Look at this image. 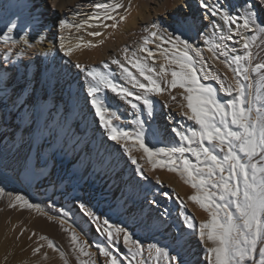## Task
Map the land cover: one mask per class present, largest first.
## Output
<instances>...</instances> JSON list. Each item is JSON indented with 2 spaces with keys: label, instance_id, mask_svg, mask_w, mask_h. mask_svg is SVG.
<instances>
[{
  "label": "snow or ice",
  "instance_id": "obj_1",
  "mask_svg": "<svg viewBox=\"0 0 264 264\" xmlns=\"http://www.w3.org/2000/svg\"><path fill=\"white\" fill-rule=\"evenodd\" d=\"M199 3L212 17L221 16L226 24L236 26L231 35H221L219 43L210 44L208 51L214 53V58H218L217 50L219 56L227 57V44L224 41H231L234 36H239L242 42L244 50L242 55H234L231 59L226 58L222 61L233 73L235 86L229 84L224 87L218 75L213 77L229 95L235 93L234 99L226 104L221 103L217 99L216 90L201 83L193 57L190 55V52H195L196 56L203 59L201 52L193 48L187 40L181 39L180 35L171 33L164 43H170L172 48L171 50L165 48L159 52L158 55L166 63H160L158 69L155 66L157 54L151 49L143 47L140 49L147 53L143 60H129L131 68L135 69L139 77L147 83L142 82L119 60H113V64L120 65L126 79L136 91L117 84L108 75L93 68L88 71V76L93 81L88 87V96L91 97L95 115L99 118L101 126L106 129L109 140L117 143L131 141L139 145L153 168L166 166L169 171L177 172L186 184L195 189V194L188 199L199 205L208 215V219L199 225L198 236L202 243L206 239L212 245L206 249L209 264H264V104L259 103L261 89L264 88V62H255L259 54H254L251 50L257 37L253 35L249 38L240 31L243 29L264 34V23L261 22V17L264 16V0H241L238 6L241 11H237L235 15L225 10L219 0L211 5L206 0H199ZM96 7L107 10L112 6L97 4ZM114 7L119 8L121 5L116 4ZM176 11H180L179 5L176 6ZM105 18L113 17L106 15ZM89 19L99 20L100 17L94 16ZM120 19L123 20L124 17ZM184 23L185 19L177 21L180 26ZM69 26L65 20L59 21L61 29ZM15 27V24L8 27L5 36ZM75 27L79 29L80 25ZM89 35L99 36L101 33L91 32ZM151 35L157 36V33L153 32ZM205 42L209 43L207 40ZM147 43L145 40V44ZM60 47L64 49L65 45L61 43ZM8 51L10 53L11 49ZM71 51L72 49L68 48L64 54L69 55ZM76 67L81 66L77 64ZM154 77H158L159 81ZM207 78L208 74L204 79ZM160 81L166 88L162 87ZM104 89L126 101L133 109L138 108L133 100L139 101L149 116L153 114L154 107L151 95H160L165 90L182 89L180 99L185 102L180 105L182 114L197 127L187 133L173 129L182 142L181 146L151 149L145 142L142 123L141 129L135 134L115 126L113 121L119 120L120 117L115 112H110L109 107L98 95ZM171 99L176 100L177 97L172 96ZM185 108L187 111H183ZM125 150L131 154L130 148L126 147ZM161 154L168 159L154 161V157ZM186 154H191L195 158V163L189 160ZM130 158L132 164L136 165L137 172L143 175L137 158L131 155ZM16 200L22 201L28 208L34 207L21 196H17ZM151 203L155 204L157 201L153 200ZM80 207L86 211L83 204ZM87 214L93 217L97 225L96 230L102 232L108 241H116L122 236L125 245L132 244V248H129L132 260L142 252V246L132 240L125 228L110 223L107 218L101 219L91 212ZM187 227H193L191 218H188ZM40 239L47 240L44 236ZM71 242L74 246L78 244L75 232L71 236ZM47 246L55 250L51 240H47ZM79 251L89 255L83 247H80ZM155 251L157 256L162 255L168 260V264H182L178 256H169L167 251L159 248ZM38 252L40 247L33 249L34 255ZM257 252L258 262L255 259ZM63 256L64 253L61 252V257ZM132 260H129V264H132ZM109 264L123 262H118L117 258L112 256ZM137 264H146V261L141 259Z\"/></svg>",
  "mask_w": 264,
  "mask_h": 264
},
{
  "label": "rangeland",
  "instance_id": "obj_2",
  "mask_svg": "<svg viewBox=\"0 0 264 264\" xmlns=\"http://www.w3.org/2000/svg\"><path fill=\"white\" fill-rule=\"evenodd\" d=\"M21 1L22 0H0V24L4 25L3 27H5V25H7V27H11L13 24H15L16 25L15 28L21 29L20 26L25 25L28 22H34L35 24L36 22H38V24L41 25L40 28H42L43 31L44 30L43 27L45 25L50 24L49 22L50 20H53L54 25H56V27H54V30H52V32L56 35L52 43L54 47L56 46V49L58 48L60 40L66 42L67 44L68 43L70 45L72 44L71 46L67 45L72 49L71 51L72 53L70 52V54L67 55L68 58L65 55H60L59 54L60 52L58 53L60 57L65 56L64 57V59L66 60L65 68L66 71H68V75L65 77L66 81L64 80L61 81L62 83H60L61 88H63L62 87L63 84L66 85V87L64 88L66 101L65 99L55 100L51 95L49 98L51 105H50V111L47 112L48 115H50L51 111H55L54 106H57L58 104L61 105L62 110L63 108L64 110L67 109V107L69 106L68 100L70 94H72L73 96V103L78 102L79 96H81L83 92L85 93V90L93 83L91 77L88 76V71H86L89 67H90L89 69L91 70L93 68H96L97 70L99 68L97 66L99 65L100 68L97 71L105 73L106 75L109 76V78L113 79L114 82H116L117 84L135 92L136 89L132 88L131 83L128 82L125 75L123 74L120 65L113 64L112 61L119 60L121 64H123L125 67H128L130 71H132L139 79H141L142 82L147 83L146 81H143L142 77H139V74L135 72V69L131 68L129 60H135V59L143 60V58L147 56V53L145 52L146 55L143 58L140 57L143 53L142 51L141 52L139 51V54L141 55H138V50H140L143 47L146 49H151L154 53L157 54L156 58L158 60H156V65L157 63L158 65L157 66L155 65L157 69L160 63L162 62L166 63L164 62L162 57H160L158 54L160 51H162L165 48L171 50L172 45L170 43H164V41L168 40L169 33L173 35L181 34V29L177 27L175 24H177V21L184 19L185 18L184 16L186 15V13L183 14L184 6L181 5L182 1L180 2L178 0H160V1L75 0L74 2H72L71 6H67L64 10H58V11L56 10L57 3L53 5L51 0H43L44 5L41 6H38L39 0H29V5L32 6V9L29 10L26 16L25 15L15 16V14L14 16H11L10 13L13 11L11 7L10 8L8 7L11 6L12 4V6H14L13 8H15L14 10H16L22 6V4H20ZM97 4H105L112 7H109L107 10H105L104 8H97L96 7ZM116 4L121 5V7L115 8L114 6ZM190 4H195V6L197 7L195 12L194 13L192 12V14L191 13L190 14L192 20L193 17H197L196 19L198 20L199 30H200L203 27V25L204 26L207 25V23L205 24V22L203 21L201 22V20H205V16L204 14H202L204 10L200 8V5L197 0H190ZM177 5L180 6V11L174 13V11L176 10L174 8H176ZM144 9H146V11H144ZM142 12H144L143 18H140L139 15ZM205 12L208 14V17L211 16L207 11ZM196 13L198 14L196 15ZM172 14H174L175 21L168 19V17ZM106 15L113 17L112 18L113 20L112 19L108 20L107 18H105ZM92 16L93 17L99 16L100 19L99 20L89 19V17ZM120 17H124V19L121 20ZM11 18L12 20H10ZM61 19L68 22V24L71 27L69 26L68 28L62 29L61 32H58L59 21ZM133 21L136 22V24L134 25L135 27L131 25ZM105 24L108 25L106 26ZM113 24H115L116 26L112 27ZM75 25H81L80 26L81 29L79 28L78 30L77 27H75ZM153 25H156V27H153ZM3 27L1 28L2 30ZM199 30L197 31L196 34L192 35L191 40L188 42L193 45V48L198 49L201 52L202 56L204 57L205 49H203L204 45L203 43H201L202 39ZM91 32H99L101 33V35L90 36L89 33ZM153 32H156L157 36H152L151 33ZM123 35L126 37V39L123 37ZM119 39H121L120 42ZM145 40L148 41V43L146 44L147 47H145L144 45ZM117 41L119 43H117ZM116 43L119 45H117ZM23 45L24 44L21 43L20 44L0 43V144H1L0 146L2 147H6L12 141L13 132L11 131L12 128L15 126L14 125L15 119L18 115H20L21 118V114H22L21 109H15V107L19 105L21 101H24L23 99L24 97L26 98L24 104L27 110L25 111L23 116L26 117L28 113L27 116L29 119L26 123V132L24 133L25 134L24 140L27 141L31 136V132L35 130L34 122H33V111L35 110V108L39 106L41 102L44 101L45 95L47 94L45 90V86L44 85L40 86L38 83L40 78L39 64L36 66L35 70L32 71V73L31 71H29V68H31V66H33L35 62L37 63L39 60V56H37L39 47L45 49L47 46L45 44H41V45L36 44L32 47H27L26 45L24 46ZM77 45L80 46L77 47ZM81 46L85 48L86 53L87 52L90 53L88 55L85 53V55L88 56V58L84 55L83 51H81L84 50L83 48L82 49L80 48ZM89 47L90 50L87 51ZM22 48H24L25 51H27V48H29V51L25 52L24 54H20ZM8 49H11L13 51L11 57L13 59L18 60V63L17 61L16 63L13 62L12 61L13 59L5 63L6 61L4 60L5 59L4 53L9 52ZM91 52L92 53L95 52L94 53L95 55L92 54ZM78 53L80 54V57L83 60L80 58L82 60L81 61L79 59H76L75 57L74 61H78L79 65L83 62L84 64L83 65L81 64L82 65L81 69L84 70H80V68H77L76 65L78 64V62L75 63L73 60H71V58L73 59L71 54L78 55ZM15 55H17V57ZM89 55H91V57L93 55L94 58H96L99 55L97 57L98 59H101V57L103 58V56L104 58L106 56V58L101 59L99 61L96 58L95 60L98 62L97 63L95 62L96 63L95 66V64L93 63L95 60H92L94 58L92 59L89 58L90 57ZM190 55L193 57V62L196 66L197 72H199L198 74L201 83H203L200 73L202 72L203 59H201V57L196 56L195 52H190ZM126 57L128 59H126ZM148 63H151V61H148ZM58 64H59L58 68H60L61 66L62 68L64 67V64L61 65L60 61ZM72 69L74 72L72 71ZM2 74H5V77H2L3 76ZM75 74L77 78V79L75 78L76 82L79 79L82 85H84L85 83V85L82 86L81 89L82 94H78V92L76 91L78 88L76 84L74 85L73 88L70 89V84L72 83L73 81L72 79L74 78ZM21 77H24L26 81L27 79L28 81L30 80V88L27 89L25 83H18L11 86L12 82L19 80V78ZM85 77H87L88 79ZM154 78L159 80L158 77H154ZM83 79L86 82L88 81V83H86L85 81L83 82L82 81ZM160 82L162 87L166 88V85H164L162 81ZM54 83H55V88H57V86L59 85V81L58 82L54 81ZM7 91L8 93L6 94V96L2 98L4 93H6ZM182 91H183L182 89H171L170 91L168 90L163 91L160 95H156V96L151 95L150 98L152 99L154 104L153 113L156 112L158 108L163 110H165L166 108H171L172 110H174V114L170 113V116L176 121H181L182 113L180 111V105L184 103V101L180 99V93ZM37 92L39 93V96L36 103ZM86 92H88V90H86ZM63 95H64L63 92L59 91L58 95L55 96H58L60 98L63 97ZM98 95L100 96L101 99L104 100L105 105L109 107V111L115 112L116 115L120 117L119 120L113 121L115 126L119 128H123L125 131L129 133L135 134L137 132L136 130L139 129L138 127H141L140 124L142 123L143 128L147 126L146 129L149 132V135L152 136V133L151 131H149L148 128V125L151 122L150 117L148 113H145V111L147 110L143 108V105L140 104L139 101L133 100V102L137 103L138 105L137 109H133L131 105L128 104L126 101L119 99L114 93L106 89L102 90L101 93H99ZM172 96H176L177 99L172 100L171 99ZM3 99L8 100L7 103L8 105L3 104ZM129 99L132 98L129 97ZM90 100L91 98L88 97L87 102L85 103V107L89 104ZM165 105H167V107ZM92 110L93 109L90 108V111ZM14 112H16L14 114V118L10 119L9 114ZM136 114H138L139 119H137L138 117ZM153 118L155 121L156 129L161 128L162 133L164 134L169 133V128H167L168 127L167 122H165V112H161V115H159L158 117L154 116ZM93 119H94V123L98 122L96 126L94 125V128L98 129L97 134L100 137L102 136L106 140V142H109V140L106 138L107 132H103L101 126H99L100 121L95 117ZM17 121L19 123V120ZM80 121L82 122V119H80ZM137 123L139 124V126ZM134 124L137 125L134 126ZM72 129H73L72 132L76 134V136L80 135L79 133L80 129L78 125H76V127H73ZM149 135L144 137L147 146L151 149L175 147V146H171L170 144L163 145L158 141L155 142V139L153 137H150ZM121 142L127 144L129 141H121ZM85 150L86 153H88L87 148L84 149V151ZM0 151L3 152V149H1ZM186 155L189 160L195 163V158L191 156V154H189L190 156L188 154ZM136 158L138 163L140 164L141 161L139 160L138 157ZM147 159L148 158L144 155L143 157L145 163L144 165H146L147 167L149 166L148 168L152 172L154 171V173L152 174L151 172L150 175L148 171H145L144 165L140 164L143 172V175H141L137 172L136 165L132 164V162H129L128 167L131 170L130 181L132 182V186L134 185L136 193L133 195L132 194L127 195L128 197L127 196L117 197L116 199L115 198L112 199V197H109V195L106 192L94 191V190L92 191L89 187H87L86 183L84 182L79 183L78 181H73L70 175L68 176L63 175L61 171L60 174H58L57 172L58 178L54 179V183L58 186H61L62 188L59 189V192L57 193L54 192L55 194L51 189L48 188L46 190L48 193V197L45 198L44 200L48 208L46 209V214L48 213L54 216H58L57 218L53 216V218H51L49 221L44 223L45 229L43 230L42 233L43 236L47 238V240H51L55 245V250L49 248L47 246V240H45L46 245L44 246L45 247L44 249L51 251L54 254V256L57 255L56 257L53 256V258L50 261H48L50 264H65V262L66 264H109V261L112 258V256H115L118 262L122 261L123 264H129V260H132V254L129 252V248H132V244L125 245L123 243L122 236L116 241H108L106 239V236L102 232H98L96 230L97 228L96 221L93 219L92 216L87 214L88 212H91L96 216H100L101 219L107 218L110 221V223L125 228L131 235L132 240L138 242L142 246V252L136 256L135 260H132V264H137V262L140 261L141 259L145 260L146 264H160L156 260L157 254L153 252V250L151 251L148 249V247L150 246H148L147 244L148 242L146 238L148 237L149 226L147 224L144 225L142 224L141 217L143 211L146 208H150V209L153 208L154 213H157L156 211H163V212L166 211L169 214L172 213L171 216L173 219L170 222L166 221V224L169 227H171L173 226V224L177 225L178 223L180 224L178 229L181 227L183 228V225L186 226V224L188 223L186 217L190 218V216L189 213H187V210L183 207V205H180V203L178 202V199L175 193L173 192V188L171 189V187L168 184L164 183L159 177L160 174H163L162 172L172 173L175 175H177L178 173L169 171L165 166H158L153 168L152 163H150ZM167 159L168 157L164 156L163 154L154 157V161L155 160L166 161ZM177 160H179L178 157ZM129 161H131V159ZM40 166L43 167L44 165L40 164ZM45 189L46 188L42 185V189L40 190L41 192L39 193L42 194L44 192L43 193L44 195L46 193ZM5 191H6V187L0 183V201H1V196L2 194L5 193ZM68 197L72 200L73 202L72 204L68 203L67 201ZM153 200L157 201V203L154 204L156 207L151 205L152 204L151 201ZM81 204L85 206L86 211L81 209L80 207ZM156 217H158L159 219V216L156 215ZM66 221L75 223L82 231V233H80L78 230L74 228H71L66 223ZM192 223H193V227L195 228L196 222L193 218H192ZM73 232H75L78 237V244L76 246H74L71 242V236ZM157 237L159 239L158 241L160 242V244L162 243V245H164L165 248L168 247L172 251L176 250L175 254L179 255V252L177 251V247L173 246V244L168 245L167 243L164 242V239L166 237L165 235L159 233L157 234ZM80 247H83L85 252L89 253V255H85L84 253L80 252L79 251ZM13 250L16 251L14 247ZM61 252L64 253L63 258L61 257ZM152 258H154L155 260L153 259L154 261H152ZM54 259H56V261ZM48 262H46L45 264H49ZM162 263H166V262L163 261ZM16 264H34V262L29 258L26 260H22L20 261V263H16Z\"/></svg>",
  "mask_w": 264,
  "mask_h": 264
},
{
  "label": "bare ground",
  "instance_id": "obj_3",
  "mask_svg": "<svg viewBox=\"0 0 264 264\" xmlns=\"http://www.w3.org/2000/svg\"><path fill=\"white\" fill-rule=\"evenodd\" d=\"M74 1L75 0H51L53 5L57 3L56 5L57 11L64 10L67 6H71L72 2ZM155 1H160V0H155ZM178 1L180 2L182 1L181 5L184 6L183 14L186 13V15L184 16L186 23H184L182 26L178 24H175V25L181 29V34H179L181 38L187 41H190L192 38V35L196 34L197 31L199 30L198 20L196 19L197 17H193V20L191 19L192 18L191 14L192 12L193 13L195 12L197 7L195 6V4H190V0H178ZM197 1L199 3V0ZM206 2L209 5H211L215 3L216 0H206ZM219 3L224 6L225 10L231 11L232 14L234 15L237 13V11H241L238 8V6L241 3V0H219ZM20 4H22V6L16 10H14L15 8H13L14 6H12V4L11 6L8 7V8L11 7L13 11L10 13L11 16H14V14L15 16L16 15L26 16L29 10L32 9V6L29 5V0H22ZM41 5H44L43 0H39L38 6H41ZM200 8L204 10L202 14H204L205 16V20H201V22L203 21L205 22V24L207 23V25L205 26L203 25V27L199 30L200 36L202 39L201 43H203L204 45L203 49H205L204 50L205 54L203 53L204 57L202 56L203 57V67H202V72H200L201 79L204 84L209 85L212 88H214L216 90L217 99L220 100L221 103L226 104L229 100L234 99L235 93L233 92L232 95H229L227 92H225L221 88V83L218 82L213 77L218 75L220 79L223 81L224 87H227L229 84L233 85V87L235 86V81L233 79V73L228 68L225 67L222 61L226 58L231 59V57L234 55H242L244 51L242 47V42H240L239 36H234L231 41H227V40L224 41V43L227 44V53H228L227 57L219 56V50H217L216 56L218 58H214V53L208 51L210 44L213 42L219 43L220 42L219 37L221 35H225V36L231 35L232 32L236 30V26L226 24L223 21L221 16H216V17L209 16L208 17V14L205 12L207 10L202 8L201 6ZM144 11H146V9H144ZM176 12L177 11L175 10L174 13ZM143 14L144 12H142L139 15V17L143 18ZM197 14L198 13H196V15ZM168 19L175 21L174 14L170 15ZM10 20H12V18ZM49 22L50 24L45 25L43 27L44 29L43 31H42V28H40L41 25H39L38 22H36V24L34 22H28L25 25H21V26L19 25L21 29L13 28V31L11 33H8L7 36H5V33L7 32V29H8L7 25L3 27L4 25L0 24V43L1 44L2 43H5V44H20L21 43V44L26 45L27 47H32L36 44H40V45L45 44L47 46L45 49H42L41 47H39V50L37 52V56H39V60L37 63L35 62L34 65L31 66V68H29V71H31L32 73V71H34L36 66L39 64L40 78H39L38 83L40 86H43V85L45 86V90L47 93L45 95L44 101L41 102L39 106L35 108V110L33 111V122H34L35 130L31 132V136L27 141L24 140V135H25L24 133L26 132V123L29 119L27 116L28 113L26 117L23 116V114L27 110L24 104V101H26V98L24 97L23 98L24 101H21L19 105L15 107V109H21L22 114H21V118H20V115H18L15 119V122H14L15 126L12 128V131H11L13 132L12 141L6 147L0 146V150L3 149V152L0 151V183L6 187V191L4 194H2L1 201H0L1 202V205H0V264H14V262L16 264V263H20V261L22 260H26L29 258L30 260L34 262V264H45L46 262L50 261L53 258L54 254L51 251L44 249L45 248L44 246L46 245L45 240H41L40 237L43 236L42 233H43V230L45 229L44 223L49 221L54 216L48 213L46 214V209H48L46 202L44 201L45 198L48 197V193L46 190L49 188L53 191V193L54 192L57 193L59 192V189L62 188L61 186H58L54 183V179L58 178L57 172L58 174H60V171H61L63 175H67V176L70 175L73 181H78L79 183L81 182L86 183L87 187H89L92 191L93 190L103 191V192H106L109 195V197H112V199L113 198L116 199L117 197H121V196L126 197L127 195H131V194L133 195L136 193L135 187L134 185L132 186V182L130 181L131 170L128 167L129 162H131L129 161L131 159L130 155L138 157L139 160L141 161L140 164L142 165L145 164L143 160V157H144L143 151L139 148L138 145L133 144L131 141H129L127 144L122 143V142L117 143L115 141L109 140L107 137L106 138L109 140V142H106V140L102 136L100 137L97 134L98 129H95L94 125L96 126L98 122L94 123L93 118L95 117L98 120L99 118L95 115V109L92 107L91 100L89 101V104L85 107V103L87 102V98L89 97L88 92H86L88 88L85 90V93L83 92L82 94L81 89H82V86L85 85V83L84 85H82L79 79L76 82V79H77L76 74L74 78L72 79L73 81L70 84V89L73 88L75 84L78 86L76 91L78 92V94H82L81 96H79L78 102L73 103V96L72 94H70V97L68 100L69 106L67 107V109L64 110L63 108L62 110L61 105L58 104L57 106H54L55 111H51L50 115L47 114V112L50 111L51 103H50L49 98L51 95L53 96L55 100L65 99V92H64L65 89L64 88L66 87V85L61 84L63 87L61 88L60 83H62L61 81H64L65 77L68 75V71H66V68H65L66 60L64 59V57L67 55H65L64 53H65V50L70 48L69 46H67V45H70L69 43L67 44L66 42H63L61 40H60L58 48L56 49V46L54 47L52 43L56 35L52 32V30H54V27H56V25H54L53 20H50ZM240 22L242 23V20ZM261 22L264 23V16L261 17ZM135 24L136 22L134 21L131 23L132 26H134ZM2 27H3V30L1 29ZM79 28L81 29V27ZM61 31L62 29L59 27L58 32H61ZM240 31L244 36H247L249 38L253 35L257 37L255 42L252 44L251 50L253 51L254 54H257V53L259 54L256 57L255 62H264V34L255 32V31L247 32L243 29H240ZM122 34H121V37H122ZM123 37L126 39L124 35ZM206 40L209 43H206L205 42ZM120 41L121 39H119V42ZM119 42L117 41V43ZM61 43L65 45L64 49H61L60 47ZM144 45L145 47H147L146 44ZM80 48L81 49L83 48L85 50V48L82 46ZM84 50H81V51H83L85 55L86 50L85 51ZM89 50H90V47L87 49V51ZM27 51H29V48H27ZM27 51H25V49L22 48L20 51V54H24ZM139 51L140 50H138V55H141L139 54ZM58 53L60 55H65V56L60 57ZM12 54H13L12 50L10 53L9 52L4 53V58H5L4 60L6 61L5 63L13 59L11 57ZM86 54L88 55L90 53L87 52ZM71 55L73 57V59L71 58V60L73 61L75 57L76 59H79V60L82 59L79 53H78L79 56L75 54H71ZM145 55H146L145 52H143L140 57L143 58ZM15 56L17 57V55ZM89 56H90L89 58L91 59L94 58L93 55L92 57L91 55ZM86 57L88 58V56ZM96 58L92 60H95ZM105 58L104 56L103 58L101 57V59H105ZM101 59H98V61ZM156 60L158 59L156 58ZM12 61L15 63L17 61L18 63V60L16 59H13ZM59 61L61 62V65L64 64L63 68L62 66L58 68ZM98 61L95 60L93 62L95 66ZM74 62L77 63L78 61H74ZM81 64L83 65L84 63L82 62ZM81 64L80 66H82ZM97 67L100 68L99 65ZM88 69L86 71L91 70V69L89 70ZM80 70H82L81 67H80ZM206 74H208V78L204 79ZM2 75H3L2 77H5V74H2ZM168 79L170 80V76L168 77ZM54 81L56 82L59 81V85L57 86V88H55ZM82 81L84 82L85 80L83 79ZM18 83H25L26 88L27 89L30 88V80L28 81L27 79L26 81L24 77H21L19 78V80L12 82L11 86H13L14 84H18ZM86 83H88V81ZM59 91L63 92L64 94L63 97L59 98L58 96H55V95H58ZM7 93L8 91L4 93L2 98H4V96H6ZM38 96H39V93L37 92L36 103H37ZM7 103H8V100L3 99V104L8 105ZM36 103H35V106H36ZM259 103L264 104V88L261 89V100L259 101ZM90 108H92L93 110L90 111ZM180 111L182 113L181 107H180ZM183 111H187V109L185 108L183 109ZM161 112H165V122H167V126H168L167 128H169V133L164 134L162 133L161 128L160 129L155 128V121L153 117L154 116L158 117L159 115H161ZM15 113L16 112L9 114V118L10 119L14 118ZM145 113H147V111H145ZM170 113L174 114V110H172L171 108H166L165 110L158 108L156 112H154L151 116H149L151 122L149 123L148 128H149V131H151L152 136L149 135V132L146 129L147 126L145 128H142V131L144 133V136L149 135L150 137H153L155 139V142L158 141L159 143L163 145L170 144L171 146H175V147L181 146L182 142L180 141L176 133L173 131V129H178L180 131H184L187 133L190 129L195 128L197 126L194 124L193 121H189L187 117L184 116L183 114H181V117H182L181 121H176L170 116ZM136 115L138 117L136 118L139 119L138 114ZM20 119H21V122H20ZM80 119H82V122L80 121ZM17 120H19V123ZM137 124H134V126ZM76 125H78L80 129L79 136H76V134L72 132L73 131L72 128L76 127ZM99 126H101V124H99ZM101 128L103 132H107L102 126ZM138 128L139 129H137L136 131H139L141 129V127H138ZM126 147L131 149V154H129L125 150ZM86 148L88 150V153H86V150L84 151V149ZM217 154L219 155V153ZM40 164H43L44 166L42 167L40 166ZM144 167H145L144 168L145 171H148L149 174L152 172L148 168L149 166L147 167L146 165H144ZM153 173L154 171L152 172V174ZM162 173L163 174H160L159 176L160 179L164 183L168 184L171 187V189L173 188V192L175 193L178 199V202L180 203V205H183V207L187 210V213H189L191 220L192 218L195 220L196 227L188 228L186 224V226L183 225V228L181 227L178 229L180 225L178 223L177 225L173 224V226L170 225L171 227H169L166 224V221L170 222L173 219L171 216L172 213L169 214L166 211L164 212L156 211L157 213H154L153 208L152 209L146 208L143 211L141 218H142V224L143 225L147 224L149 226L148 228L149 233H148V237L146 238L148 242L147 244L148 246H150L148 247V249L151 251L153 250V252L156 253L155 249L159 247V249H161L162 251H167L169 253V256H178L182 264H209V261L207 258L208 254L206 252V249L207 247H211L212 245L210 242H207L206 239H205V242L202 243L198 236V230H199L200 223L208 219L207 212L202 210L199 207V205H197L196 203L188 199L189 196L195 194V189H193L189 184H186L184 180L181 179L180 175L178 174L175 175L172 173H165V172H162ZM42 185L46 188L45 191L47 194L45 193L44 194L45 196L43 195L44 192L42 194L39 193L41 192L40 190L42 189ZM17 196L23 197L30 204L34 205V207L28 208L27 206H24L22 201L16 200ZM67 201L69 204L73 203L69 197ZM151 205L155 206L153 203ZM156 215L159 216V219L158 217H156ZM54 217L57 218L58 216H54ZM186 218L188 220V217ZM161 221H163V223H161ZM66 223L71 228H74L78 230L80 233H82V231L79 229V227L75 223H72L69 221H66ZM159 233L166 236L164 239L165 243H167L168 245L173 244V246L177 247V251L179 252V255L175 254L176 250L172 251L168 247L165 248L164 245H162V243L160 244V242L158 241L159 239L157 237V234ZM13 247L16 251L13 250ZM37 247H40V252L34 255L32 249L37 248ZM4 258H7V259H4ZM56 259L54 260L56 261ZM153 259L154 258H152V261L155 260ZM255 259L257 262L259 261L258 252L256 253ZM156 260L160 264H168V260H166L162 255L157 256ZM163 261H165L166 263H162Z\"/></svg>",
  "mask_w": 264,
  "mask_h": 264
}]
</instances>
